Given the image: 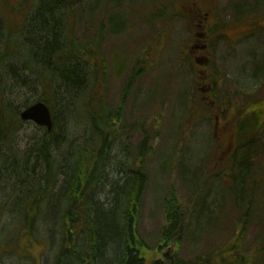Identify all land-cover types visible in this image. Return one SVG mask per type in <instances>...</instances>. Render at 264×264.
Listing matches in <instances>:
<instances>
[{"label": "rangeland", "instance_id": "obj_1", "mask_svg": "<svg viewBox=\"0 0 264 264\" xmlns=\"http://www.w3.org/2000/svg\"><path fill=\"white\" fill-rule=\"evenodd\" d=\"M115 1L72 2L75 40L80 43L102 34L104 36L100 52L105 60L104 94L109 109L117 107L133 67L141 70L125 99L119 136L110 143L111 157L103 169L102 177L107 182L98 189L97 198L100 202L107 199L103 191L128 171L142 134L149 133V182L143 196L138 232L150 247L161 244L159 257L163 260L173 253L187 259L205 258L214 246L219 249L228 242L229 225L235 227L239 216L226 183L215 176L221 166L214 153L215 145L218 148L219 144L221 149V145H226L227 137L225 134L220 136L213 129L214 117L221 102L225 108L229 107L231 117L228 121L232 122L236 107L264 99V1L197 0L195 11L189 12L188 22L184 15H173L180 11L181 4L187 5L189 0H118L117 7H113ZM28 5V1H15L11 6L0 2V10H11L9 16L5 13V18L13 23ZM113 14L121 16L123 21L122 24L117 23L116 29L108 21ZM205 16L206 37L210 45L206 51L194 54L189 51L188 45L197 31H203L198 23ZM203 55L207 60L202 58L201 63L198 62L196 58ZM0 71L3 73L2 68ZM215 80L216 85H209ZM27 92L26 88L20 92L15 105L22 104ZM55 107L52 111L58 117V127L64 129L68 140L66 145L69 144L61 145L57 152L62 156L64 154V159L73 161L77 147L84 141L87 124L75 117L81 113L80 106L68 113L59 104ZM227 127L226 124L224 130ZM36 132L34 124L20 121L12 141L0 144V155L6 152L7 146L14 149L12 151L16 155L11 161L19 173L23 157L28 154L26 149L31 153L30 140ZM99 141L96 139L95 143ZM36 160L34 154L24 165V172L29 169V173L21 178L30 181L33 180L30 177H42L43 170ZM11 161L5 164L12 167ZM34 163L36 166L32 167ZM257 165L261 177L259 187L264 192V155L257 157ZM226 168L229 169V165ZM19 176L0 166V237H3L5 229V234L14 236L16 233L20 238L16 239L18 248L13 247L15 251L0 253V264H32V259L35 264H42L55 248L48 245V250L45 249V244L35 243L33 237L25 235L28 231H17L13 226L18 218V208L8 201L26 195L30 188L29 184L24 185L20 181ZM56 177L58 186L63 177L61 174ZM229 179L230 176H226L223 181L228 182ZM11 181L18 182L17 191L12 196ZM171 187L179 200L188 205L191 203L190 215L185 221L187 225L175 250L173 245L160 241L161 229L165 226L164 201ZM201 204L208 205L209 209L203 211ZM260 210L259 223H249L239 234L245 247V258L251 261L250 264H264V248L257 251L264 240V206ZM6 240L5 237L0 244ZM222 264L236 263L227 261Z\"/></svg>", "mask_w": 264, "mask_h": 264}, {"label": "trees", "instance_id": "obj_2", "mask_svg": "<svg viewBox=\"0 0 264 264\" xmlns=\"http://www.w3.org/2000/svg\"><path fill=\"white\" fill-rule=\"evenodd\" d=\"M15 1H28L29 5L13 23L5 18V13L9 16L11 10H0V69L3 70V73L0 71V144L12 141L20 122L19 112L35 101L46 103L51 111L59 104L65 113L73 112L80 106L81 113L75 117L87 124L84 141L77 147L73 161L64 159V154L62 156L57 152L61 145L69 144L66 145L68 140L65 131L58 127V117L53 111L52 130L35 126L37 132L30 140L31 153L26 149L28 154L23 157L21 173L13 168L11 159L16 154L11 146H7L6 152L0 155V166L13 172V175L19 174L20 181L30 185L26 195L10 198L8 203L12 205L13 202L18 208V218L13 225L17 231L30 232L25 235L33 237L35 243L45 244L47 250L48 245L55 248L43 263L222 264L231 261L250 264L251 261L245 258V247L239 234L249 223H259L260 208L264 206V201L261 202L264 192L259 187L261 177L257 171L259 165L256 166L257 157L264 155V99L250 101L241 108L236 107L232 122L228 121L229 107L225 108L221 102L214 117L213 129L220 136L225 134L227 137L226 145H221V149L219 144L218 148L215 145L214 153L221 164L215 176L226 183L239 215L236 226L232 228V224L229 225L228 242L219 249L214 246L205 258L197 256L187 259L173 253L163 260L159 257L161 244L150 247L137 229L143 196L149 182V133L142 134L143 138L132 155L128 171L122 173L121 179L116 180L115 184H108L110 187L103 191L107 199L100 202L97 198L98 189L107 182L102 177L105 172L103 169L111 157L110 143L119 136L125 99L141 70L133 67L117 107L109 109L104 94L105 60L100 52L103 34L85 42L75 40L72 33L73 0ZM15 1L0 0L9 6ZM194 3L197 5V0H189L187 5L181 4L180 11H176L178 15L173 16H187L188 22L189 12L196 9ZM118 4L116 0L113 7ZM108 21L114 29L118 22L123 23L121 16L115 17L114 14ZM212 85H216V81H212ZM24 88L28 90L27 96L22 104L15 105L16 97ZM226 124L228 127L224 130ZM96 139L100 140L99 143H95ZM223 152L227 153L222 155ZM34 154L43 175L30 177L33 179L30 182L21 176L29 173V169L24 172V165ZM59 158L60 161H57ZM8 160L12 167L5 164ZM58 174L63 178L57 186ZM226 176H230L229 184L223 181ZM17 184L11 181L10 196L17 191ZM190 205L179 200L174 188H170L164 201L165 226L161 229L160 241L173 245L174 250L180 245L187 225L185 221L190 215ZM201 209L207 211L209 206L201 204ZM36 213L38 215L35 217ZM3 234L0 241L5 237L7 240L0 244V253H12L15 251L13 247L18 248L16 239L20 238H17L16 233L15 237L11 233L5 234V229ZM7 245L12 248L9 249ZM263 248L264 240L257 251ZM32 264H35L33 259Z\"/></svg>", "mask_w": 264, "mask_h": 264}, {"label": "water", "instance_id": "obj_3", "mask_svg": "<svg viewBox=\"0 0 264 264\" xmlns=\"http://www.w3.org/2000/svg\"><path fill=\"white\" fill-rule=\"evenodd\" d=\"M19 117L23 121H32L38 126L46 127L47 131H50L53 127L52 114L49 106L42 102L36 101L24 108Z\"/></svg>", "mask_w": 264, "mask_h": 264}, {"label": "flooded vegetation", "instance_id": "obj_4", "mask_svg": "<svg viewBox=\"0 0 264 264\" xmlns=\"http://www.w3.org/2000/svg\"><path fill=\"white\" fill-rule=\"evenodd\" d=\"M207 15H208V13H206V16ZM206 16L198 24L200 29H203V31L202 32L197 31L195 33V36H193L191 44L188 45L189 51L191 53L197 54V52H203L209 48V45H210L209 38L207 39V37H206L207 36V33H206L207 17ZM202 58L206 59L207 57L205 55H203L201 58H196V60L201 63Z\"/></svg>", "mask_w": 264, "mask_h": 264}]
</instances>
